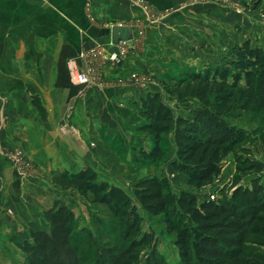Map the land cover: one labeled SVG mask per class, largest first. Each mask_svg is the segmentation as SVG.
<instances>
[{
    "label": "crops",
    "instance_id": "crops-1",
    "mask_svg": "<svg viewBox=\"0 0 264 264\" xmlns=\"http://www.w3.org/2000/svg\"><path fill=\"white\" fill-rule=\"evenodd\" d=\"M146 1L157 8L164 4ZM87 5L97 19L113 21L110 29L125 26L133 29L132 36L137 33L140 21L121 0H0V102L8 103L7 115L0 114L40 118L25 121L17 128L18 135L13 131L17 136L0 130V264H17L19 245L31 240V231L45 230L43 213L56 202L65 205V191L52 184L56 174L91 168L99 182L122 189L143 178L130 151L144 138L129 131L141 123L132 104L149 92L162 95L160 69L145 43L154 26L142 24L146 38L130 44L122 67L99 60L107 81L101 88L73 87L66 74L69 59L94 44L101 45L104 53L116 50L110 30L87 24ZM134 73L149 76L150 81L133 85L127 78ZM67 116L79 137L57 132L68 123ZM102 136H117L125 158L114 153ZM18 147L29 172L14 167L7 156Z\"/></svg>",
    "mask_w": 264,
    "mask_h": 264
},
{
    "label": "trees",
    "instance_id": "trees-1",
    "mask_svg": "<svg viewBox=\"0 0 264 264\" xmlns=\"http://www.w3.org/2000/svg\"><path fill=\"white\" fill-rule=\"evenodd\" d=\"M253 2L257 8L264 0ZM169 82L166 92L178 102L197 101L193 117H178L158 93H147L134 103L141 119L136 130L148 135L152 145L139 150L134 161L140 165L162 161L164 140L172 135L173 170L186 176L190 188L200 189L219 177L223 160L248 138L247 131L230 124L228 118L237 110L264 112V48L247 43L234 46L222 65ZM261 145L264 157V136ZM250 166L257 172L264 170L263 163ZM52 183L89 195L94 204L104 206L118 224L119 233L111 234L113 239L129 243L130 253L154 241L153 233L138 240L141 208L162 217L164 233L174 235L181 264H264L263 256L248 247L264 246V185L259 179L251 181V188H238L229 198L203 202L186 191L172 192L164 177L139 180L132 195L98 182L91 168L63 171ZM43 216L49 229L31 231V241L19 245L27 264H83L92 255L95 264H121L125 259L126 250L103 248L90 231L81 229L74 235V214L67 207L55 203ZM148 264L165 263L152 248Z\"/></svg>",
    "mask_w": 264,
    "mask_h": 264
},
{
    "label": "rangeland",
    "instance_id": "rangeland-1",
    "mask_svg": "<svg viewBox=\"0 0 264 264\" xmlns=\"http://www.w3.org/2000/svg\"><path fill=\"white\" fill-rule=\"evenodd\" d=\"M121 1L128 4L133 10L135 21H140V24L136 23L139 25L137 33L132 36L133 44L145 37L142 24L154 26L152 37L149 38V42H145L149 43V47L146 49L151 53L155 66L157 65L160 69V75L157 79L163 85L160 97H162L164 103L174 110L178 117L192 118L197 101L188 98L180 103L176 97H171L165 88L167 84L169 85L170 80L178 79L186 73L202 72L207 68L222 65L223 57H226L229 50L234 46L247 43L251 47L264 48V2L256 8L253 0H162L164 4H160L157 8L146 0ZM85 13L87 14L88 25L102 27L109 33V27L113 21H105L104 18L97 19L95 13L90 10L89 5L86 6ZM156 31L158 33H155ZM142 77H144L143 74L134 73L127 79L132 82L134 78ZM145 78L148 82L150 81L149 76L145 75ZM122 81L118 82L121 83ZM105 83H107L106 80ZM7 104L0 102V113L7 115ZM27 104L30 105L26 103V106ZM132 105L134 106V103ZM31 106L35 110L39 109L36 107L37 103H32ZM68 116L65 117L67 121ZM30 120L40 122L38 117L35 119H24L17 116L15 118H4L0 114V130L6 131L7 134L16 135L13 131H19L17 128L19 126L23 127L26 122L28 124ZM228 122L246 130L248 138L223 160L219 177L211 184H207L200 189L190 188L187 185L186 176L173 170L171 163L175 158V147L170 135L166 136L164 140V157L162 161L156 164L140 165V162H135L134 159L139 158V150H148L152 142L148 135L136 130L140 124L131 127L129 131L131 134L139 137L143 136L144 138L143 144L130 151L131 160L138 167H142L143 178L164 177L168 181L172 192L176 194L181 191L189 192L196 196L199 202L206 200L220 201L223 197L229 198L238 188H251V181L255 179H259V183L264 185V170L257 172L256 169L250 166L254 163L264 164L261 145V139L264 136V112L237 110L228 118ZM67 127L73 128L72 132L68 133L61 129ZM57 132L79 137L78 132L69 121L68 125L63 124L60 126ZM101 138L109 144L114 153L121 158H125L119 148L117 136H114V138H104L102 136ZM15 150L23 155L22 150L18 147L8 153L7 156ZM22 159L25 161L24 164L16 165L11 160L10 162L14 167L27 171L28 164L24 155ZM133 186H127L123 190L132 195ZM64 191L65 205L61 202L56 203L67 207L73 212L75 219L74 235H79V231L85 229L98 239L103 248L112 249L114 247L113 249L116 252H118L119 247L120 250H126L125 253L127 254L121 264H148L152 248L165 264H181L177 248L174 245V235L164 233L165 228L161 216H152L139 208L143 222L138 240L143 234L153 233L154 241L150 245L138 246L133 253H130L127 250L130 247L129 243L113 239L112 235L119 233L118 224L104 206L94 204L89 195L82 196L76 190ZM46 224L45 230H48L47 221ZM248 247L253 249L257 255L263 256L264 261L263 245L248 244ZM19 250L21 253L20 257L17 258V264H27L24 254L20 248ZM85 253V250H83V254ZM86 255L88 256L89 253ZM83 264H95L93 255L87 263L84 261Z\"/></svg>",
    "mask_w": 264,
    "mask_h": 264
},
{
    "label": "built area",
    "instance_id": "built-area-1",
    "mask_svg": "<svg viewBox=\"0 0 264 264\" xmlns=\"http://www.w3.org/2000/svg\"><path fill=\"white\" fill-rule=\"evenodd\" d=\"M132 43L133 37L129 41H120L117 45H114L116 50L111 53H104L102 46L99 44H94L92 47L80 52L78 57L69 59L66 62L68 82L73 87H82L84 89L101 88L105 84V80L99 60L110 62L118 68L122 67ZM145 82H148L145 77L132 80L133 85L136 86ZM64 125H68V123L66 122ZM61 129L66 132H72L73 128ZM8 158L16 165L24 164L23 157L18 150L9 154Z\"/></svg>",
    "mask_w": 264,
    "mask_h": 264
},
{
    "label": "water",
    "instance_id": "water-1",
    "mask_svg": "<svg viewBox=\"0 0 264 264\" xmlns=\"http://www.w3.org/2000/svg\"><path fill=\"white\" fill-rule=\"evenodd\" d=\"M133 29L115 25L110 29L111 43L117 45L120 41H129L132 38Z\"/></svg>",
    "mask_w": 264,
    "mask_h": 264
}]
</instances>
